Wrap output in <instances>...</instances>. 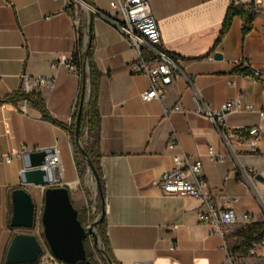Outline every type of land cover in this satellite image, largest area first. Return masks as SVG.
Listing matches in <instances>:
<instances>
[{
	"label": "crops",
	"instance_id": "crops-1",
	"mask_svg": "<svg viewBox=\"0 0 264 264\" xmlns=\"http://www.w3.org/2000/svg\"><path fill=\"white\" fill-rule=\"evenodd\" d=\"M109 1L93 0V5L112 15ZM234 2L254 6L253 29L244 37V20L236 16L217 44L232 0H151L162 47L182 59L183 72L162 100L145 101L142 93L149 88V78L128 70L136 53L111 21L90 17L79 6L68 10L64 0H0V98L20 88L35 91L50 114L67 124L77 107L82 75L78 69L54 68L52 63L63 54L73 56L80 33L86 43L92 28L93 59L103 74L98 99L105 181L101 207L119 264H264V239L249 241L245 236L248 226L264 222V121L257 112L228 116L232 128L261 126L258 151L252 153L246 147L230 148L220 130L194 111L197 95L217 108L240 94L264 110V0ZM216 53L222 58H215ZM253 69H262V76L254 77ZM24 74L50 77L54 82L27 89ZM177 104L184 110L164 114V109ZM173 129L182 149L202 160L207 192L216 204L230 205L239 216L252 214L228 227L224 238L212 225L199 221L200 199L168 195L160 189L162 175L180 152L168 148ZM210 146L220 160L210 157ZM46 149L60 156L56 184L69 187L74 205L85 210L87 219L89 202L98 195V188L93 181L90 195L80 193V154L72 134L44 119L27 101L0 105V155ZM23 154L10 163L0 162V264H7L13 238L21 233L11 226L14 190H27L40 209L44 203V187L22 184Z\"/></svg>",
	"mask_w": 264,
	"mask_h": 264
},
{
	"label": "built area",
	"instance_id": "built-area-1",
	"mask_svg": "<svg viewBox=\"0 0 264 264\" xmlns=\"http://www.w3.org/2000/svg\"><path fill=\"white\" fill-rule=\"evenodd\" d=\"M68 10L78 6L81 7L90 17L97 16L108 19L121 32L128 42L130 48L135 51L136 57L127 64L128 70L132 74H144L149 78V88L142 93L145 101L162 100L166 96L167 88L175 81L179 73L183 72L182 59L162 47V34L158 22L153 14L151 0H110L109 5L112 15L102 11L87 0H64ZM54 68L65 66L72 70H77L74 64V56L61 55L52 63ZM87 70H89L87 66ZM262 69H253L252 75L261 77ZM23 82L27 89H39L54 82L46 76L23 75ZM27 91V90H26ZM194 111L206 116L214 126L220 130L224 141L230 148L235 146L246 147L250 152L257 153L258 144L262 138V128L260 125L241 126L232 128L228 126L227 119L230 114L236 112H257L264 121V110H258L253 104L244 101V95L223 102L217 108H212L200 95L194 98ZM180 104L173 109H164V114L168 116L172 111H183ZM168 148L171 150L180 149V152L173 157V164L162 175L159 186L163 193L200 199L203 208L198 212V219L201 223L210 224L215 232L225 237L228 227L235 225L240 219L248 220L252 217L250 213L241 216L230 205L220 207L214 201L213 196L207 192V182L203 173V162L199 158L187 154L183 149L176 130H172L168 139ZM24 151L0 155V162L10 163L15 157H21ZM209 155L214 160H220L212 146L209 147ZM60 163V156L54 153L47 157L46 163L41 168L51 171L57 168ZM264 178V172L261 174ZM90 215L83 222L86 228L92 226L102 216L99 207L98 195L91 200L89 208ZM98 227H94L97 232ZM88 240H93V235L89 234ZM95 243V241H94ZM95 245L100 249V241ZM225 246V242H224ZM251 254H256L254 249H250ZM41 261L52 264H63L50 251L44 250L40 257ZM231 258L228 256V260Z\"/></svg>",
	"mask_w": 264,
	"mask_h": 264
},
{
	"label": "water",
	"instance_id": "water-1",
	"mask_svg": "<svg viewBox=\"0 0 264 264\" xmlns=\"http://www.w3.org/2000/svg\"><path fill=\"white\" fill-rule=\"evenodd\" d=\"M86 43L90 44L87 39ZM215 58H222L216 53ZM84 100L81 102L80 112L77 119L76 141L79 143L85 158L86 152L80 140V118ZM54 154L53 149L29 151L23 154L24 169L21 172L22 184H35L45 188L44 203L41 211V224L43 227L44 245L63 264H91L88 260L85 240L89 234L93 235L94 241L99 240L94 227H98L104 217L93 221L92 226L86 228L79 219L78 208L74 205L68 186L56 184L60 180L57 168L47 171L41 168L46 163L48 156ZM87 163L95 178L97 188L100 190L99 175L87 158ZM261 176V175H260ZM104 202V199H103ZM13 217L11 226L17 229H32L35 226L36 204L32 195L22 187L13 192ZM44 245L34 234L17 233L9 247L7 264H28L40 261L44 252ZM109 264H114L109 262Z\"/></svg>",
	"mask_w": 264,
	"mask_h": 264
},
{
	"label": "trees",
	"instance_id": "trees-1",
	"mask_svg": "<svg viewBox=\"0 0 264 264\" xmlns=\"http://www.w3.org/2000/svg\"><path fill=\"white\" fill-rule=\"evenodd\" d=\"M89 3L93 4V0H87ZM241 16L244 20V25L242 28L243 36L245 37L253 29V22L256 17V12L254 6L251 4L245 6L243 4L235 3L232 0L230 4L218 40L219 44L226 33L232 26L234 17ZM92 29V28H91ZM91 29L88 33L90 44L84 43L83 34L80 33L79 48L74 53V64L77 69L81 72L82 75V84L81 90L78 97L77 107L73 116L71 124L62 122L54 118L46 105L44 98L41 94L35 91H26L23 88H20L7 96L0 98V105L5 103H18L21 101H27L34 107L38 108L42 117L55 125H58L66 130H68L72 136L75 138L77 131V119L80 112L81 102L84 100L82 113L80 118V129L79 136L83 144L84 150L86 152V157L91 161L92 165L95 167L99 179H100V190L98 189V198H99V207H101V202L105 198V181L103 176V171L101 168L100 159L102 153L100 151V141H101V123L102 115L98 105L99 93H100V82L102 78V72L99 70L95 60L93 59V35ZM87 66L89 70H87ZM76 141V138H75ZM77 153L83 158V162H87V158L84 157L79 143L76 141ZM78 156V155H77ZM77 165L79 169V175L81 184L84 187L85 183V169L81 167V162L79 156L77 157ZM88 164V163H87ZM86 194L90 195L89 191H85ZM91 207V201L89 202V208ZM79 211V219L82 222H85V210ZM247 240H261L264 239V222L263 223H253L247 227V232L245 233ZM98 240L101 241L104 245L103 249H100L103 261L106 264L109 262L114 264H119L115 259L112 248L110 246L109 237L107 235V223L105 217H103L98 224L97 232ZM85 245L87 248L88 260L92 262L93 251L89 247V240H85ZM81 264H86L82 262Z\"/></svg>",
	"mask_w": 264,
	"mask_h": 264
},
{
	"label": "rangeland",
	"instance_id": "rangeland-1",
	"mask_svg": "<svg viewBox=\"0 0 264 264\" xmlns=\"http://www.w3.org/2000/svg\"><path fill=\"white\" fill-rule=\"evenodd\" d=\"M79 160L81 162V167L85 169V181H86V185H84V187L79 184V190H80V193H82L83 191H89L90 192V188L93 184V181H95V178L92 174V171L90 170L87 162H83V158L81 156H79ZM36 204V203H35ZM41 211H42V208L40 209L39 205L36 204V219H35V226L34 228L32 229H29V230H26V229H21L19 230L21 233H26V232H30V233H34V235H36L38 237V239H40L41 243L44 245L45 243V239H44V236H43V227H42V224H41ZM42 229V232L41 230ZM97 232H98V228H97ZM100 245H101V248L103 249L104 248V245L103 243L100 241ZM89 247L91 248V250L93 251L94 255H93V258H92V262L90 261L91 264H106L104 261H103V258H102V253L101 251L99 250V248L95 245L94 241L93 240H89ZM44 250L47 251L48 248L44 245Z\"/></svg>",
	"mask_w": 264,
	"mask_h": 264
}]
</instances>
